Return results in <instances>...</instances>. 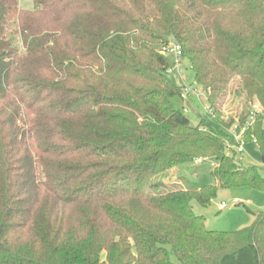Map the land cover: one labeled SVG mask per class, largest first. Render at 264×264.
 Here are the masks:
<instances>
[{
	"label": "trees",
	"instance_id": "1",
	"mask_svg": "<svg viewBox=\"0 0 264 264\" xmlns=\"http://www.w3.org/2000/svg\"><path fill=\"white\" fill-rule=\"evenodd\" d=\"M171 38L207 94L197 124L172 101ZM255 100L264 112V0H0V264H175L168 246L184 264H264V210L217 231L193 206L264 194V164L230 145L236 125L264 156ZM198 158L218 184L154 181Z\"/></svg>",
	"mask_w": 264,
	"mask_h": 264
},
{
	"label": "rangeland",
	"instance_id": "2",
	"mask_svg": "<svg viewBox=\"0 0 264 264\" xmlns=\"http://www.w3.org/2000/svg\"><path fill=\"white\" fill-rule=\"evenodd\" d=\"M19 2L23 9L30 10L35 7V0H19ZM13 28H15V24L12 25L10 30ZM11 34V31H9L8 36ZM14 37V44H17L20 48H22L19 36L16 35ZM182 69L184 76L187 78V83L197 87L201 97H191L190 99L184 100L177 95L172 99V101L178 109L184 111L192 123L197 124L208 110L207 94L203 87L198 85L196 82L195 73L188 60H182ZM237 102L238 101L234 95L228 92L224 99V108L228 113H233L235 115L237 113ZM185 107H187L188 110H185ZM229 134L231 135L232 144L236 145V142L233 141V134L231 132H229ZM243 146L244 153H238V156L243 164H256L259 166L264 164L263 153L257 147L255 141L246 142ZM212 162H214L212 159H208L201 164H196L190 167L181 166L175 170L177 174L176 176L172 177V172H170L169 174L161 176L157 179L155 178L154 181L162 180L161 182L166 184L164 190H169L173 187L172 184L177 180L179 173V175L187 178L188 180L195 181L200 185L218 184L217 179L212 174L214 169ZM262 174L264 175V169H262ZM235 199L239 202H235ZM223 203H225V206ZM193 206L197 214H201L206 217V225L209 229L217 231H235L253 224L255 220V213L264 210V194L249 186L219 188L217 196L209 205L202 206L195 200L193 201ZM168 249L171 252L172 260L175 264H184L174 254L171 246H168Z\"/></svg>",
	"mask_w": 264,
	"mask_h": 264
},
{
	"label": "built area",
	"instance_id": "3",
	"mask_svg": "<svg viewBox=\"0 0 264 264\" xmlns=\"http://www.w3.org/2000/svg\"><path fill=\"white\" fill-rule=\"evenodd\" d=\"M161 52L172 59V65L168 67L167 72L169 74H176L182 84V91L180 97L184 100L190 99L191 97H197L200 98V94L197 87H194L192 85H189L187 83V78L184 76L183 69H182V60H183V50L182 46L178 41L174 38H171L167 43H165L162 46ZM185 110H188L187 107H185ZM263 112V107L261 103L258 100H255L251 106V119L247 123L248 126H252L254 122L256 121L257 115ZM237 126L235 125L233 128L230 129V132L233 134V141L236 142V145L232 144V141L230 142L231 147H235V150L239 154L244 153V143L246 141L243 137V132L239 133L237 132ZM203 162L202 158L196 159V164H201ZM235 202H239L237 199H235ZM225 206V203H223Z\"/></svg>",
	"mask_w": 264,
	"mask_h": 264
}]
</instances>
